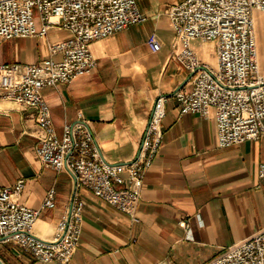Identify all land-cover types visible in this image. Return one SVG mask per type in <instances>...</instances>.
Instances as JSON below:
<instances>
[{
  "label": "crops",
  "instance_id": "obj_1",
  "mask_svg": "<svg viewBox=\"0 0 264 264\" xmlns=\"http://www.w3.org/2000/svg\"><path fill=\"white\" fill-rule=\"evenodd\" d=\"M182 1L137 0L146 16L143 23L93 41V70L43 89L57 132L61 135L81 113L110 163L137 156L154 103L166 97L163 144L145 173L137 220L86 187L76 190L68 168L58 171L44 164L37 154L44 133L38 109L0 98V187L25 180L19 200L40 210L35 235L51 240L59 221L70 214L75 192L85 201L83 232L70 264H205L264 229L259 177L264 134L222 148L214 114H180L175 93L191 89L193 73L177 59L180 43L167 8ZM253 18L264 75V12L254 9ZM69 36L56 27L46 38L0 39V62L40 63L50 56L49 42ZM192 48L202 62L217 66L216 41L196 39ZM51 187L57 191L56 206L46 208L43 200ZM0 262L57 264L38 260L10 240H0Z\"/></svg>",
  "mask_w": 264,
  "mask_h": 264
},
{
  "label": "built area",
  "instance_id": "obj_2",
  "mask_svg": "<svg viewBox=\"0 0 264 264\" xmlns=\"http://www.w3.org/2000/svg\"><path fill=\"white\" fill-rule=\"evenodd\" d=\"M254 9L264 12V0H184L167 8L180 43L177 59L193 73L189 90L175 93L180 114H214L218 146L225 148L264 134V75L258 62ZM146 16L137 0H0V39L46 38L59 27L69 37L49 42L50 56L37 64L0 62V98L14 99L38 109L43 135L40 160L58 171L69 169L76 190L86 187L97 197L137 220L146 171L163 144L165 96L155 101L137 156L125 163L107 162L89 125L79 113L60 135L43 89L68 83L97 66L90 45ZM216 41L217 66L202 62L193 40ZM60 54L56 61L53 55ZM264 185V162L259 167ZM25 180L0 187V240L14 241L43 262L70 264L83 232L85 201L76 192L69 215L51 240L35 235L40 210L19 200ZM51 187L43 206H56ZM186 224L185 220L181 221ZM1 264V262H0ZM205 264H264V229L229 246Z\"/></svg>",
  "mask_w": 264,
  "mask_h": 264
}]
</instances>
